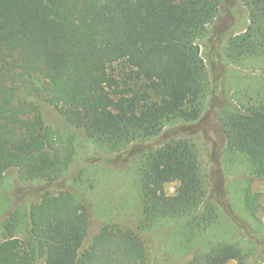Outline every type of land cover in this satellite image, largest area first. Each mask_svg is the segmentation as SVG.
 Instances as JSON below:
<instances>
[{"label": "trees", "instance_id": "16d2710c", "mask_svg": "<svg viewBox=\"0 0 264 264\" xmlns=\"http://www.w3.org/2000/svg\"><path fill=\"white\" fill-rule=\"evenodd\" d=\"M242 1L248 26L220 54L210 47L206 63L199 42L222 0H0V184L17 169L22 180L51 186L73 166V138L45 125L40 102L110 154L196 123L216 96L224 63L264 64V0ZM262 91L215 108L227 152L244 156L259 179ZM138 156V230L163 220H180L192 233L216 224L201 152L190 138L170 137ZM168 183L177 184L172 196L161 189ZM26 218L23 239L15 236L16 213L5 222L0 264H147L139 234L117 224L103 226L84 248L89 210L69 190L44 191ZM232 262L244 264L241 249L217 243L189 264Z\"/></svg>", "mask_w": 264, "mask_h": 264}, {"label": "rangeland", "instance_id": "374dc122", "mask_svg": "<svg viewBox=\"0 0 264 264\" xmlns=\"http://www.w3.org/2000/svg\"><path fill=\"white\" fill-rule=\"evenodd\" d=\"M248 23V11L242 0H222L221 11L208 27L207 37L199 42L205 62L210 47L220 54L228 38L244 32ZM224 64V77L217 71L216 96L207 102L196 123L169 127L161 136L120 153L110 154L95 148L81 130L68 125L53 107L40 102L45 125L64 138H73L74 163L67 175L51 186L24 181L17 169L5 174L0 184V241L7 237L3 226L13 213L20 222L15 236L23 239L28 231L29 205L38 202L44 191L69 190L89 210L84 248L103 226L113 223L139 234L147 264H189L196 254L207 252L217 243L238 246L244 264H264V179L251 174L244 156L227 152L215 115L216 106L223 100V103L232 102L239 95L245 101L257 91L263 92L264 64L249 62L241 67ZM208 104L213 107L208 108ZM170 137L190 138L201 152L207 179L206 198L215 205L218 215L216 224L204 232L192 233L183 228L180 220H163L147 230H138L141 219L136 182L138 153L155 149ZM176 186L168 183L161 189L172 196Z\"/></svg>", "mask_w": 264, "mask_h": 264}]
</instances>
